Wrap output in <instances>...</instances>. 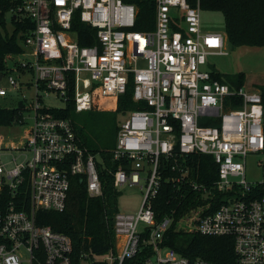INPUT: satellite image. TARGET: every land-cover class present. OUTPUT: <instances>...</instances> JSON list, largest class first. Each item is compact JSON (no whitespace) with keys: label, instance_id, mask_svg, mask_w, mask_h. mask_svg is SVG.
Instances as JSON below:
<instances>
[{"label":"built area","instance_id":"2783aa9c","mask_svg":"<svg viewBox=\"0 0 264 264\" xmlns=\"http://www.w3.org/2000/svg\"><path fill=\"white\" fill-rule=\"evenodd\" d=\"M152 2L154 28L145 31L134 29L136 1L16 0L10 7L33 28L21 32L22 50L6 55L0 71V97L19 98L5 108L16 109L13 118L0 126L31 122L19 141L0 135V154H9L0 159V264H76L72 238L41 224L39 212L64 210L75 177L90 195H101L99 167L107 162L82 144L62 112L70 100L77 112L92 110L96 92L119 97L130 85L146 107L120 123L111 151L118 165L110 172L115 188L143 181V200L135 211L115 212V249L82 252L81 264H221L165 243L173 217L159 219L154 202L168 180L200 195L180 228L232 237L234 264H264V180L247 179L248 156L261 155L264 168L261 92L231 88L210 68L212 56L228 53V41L203 29L200 0ZM77 21L95 28L82 33L91 44H80ZM190 153L213 157L218 177L211 186L180 162Z\"/></svg>","mask_w":264,"mask_h":264},{"label":"trees","instance_id":"16d2710c","mask_svg":"<svg viewBox=\"0 0 264 264\" xmlns=\"http://www.w3.org/2000/svg\"><path fill=\"white\" fill-rule=\"evenodd\" d=\"M16 0H0V71L5 69V57L10 53H19L22 50L20 44L21 32L33 28V21L29 18L18 20L12 16V31H2L6 29L7 14ZM136 1L139 6L137 24L134 29L145 31L154 28V4L152 0H130ZM202 9L219 11L224 16L225 32L229 45L237 46H263L264 45V0H200ZM73 28L79 31V42L81 45L91 44L93 40L83 36V32L93 34L95 28L82 21L73 23ZM217 78L222 82L228 83L231 88H239L245 82L243 72L234 76H226L215 72ZM264 106V84L259 87ZM241 104V103H240ZM117 108L119 113H127L132 109L145 108L143 102L133 99V90L130 85L125 93L119 97L105 98L99 93L94 94L93 109ZM74 109V103L70 100L62 114L70 117ZM16 109L0 108V122L8 124L16 113ZM94 112V111H92ZM110 111L102 110L94 112L101 120ZM109 126L106 129L112 132L114 139L119 126L116 118L110 117ZM75 127V126H74ZM82 135V144L87 149L97 152L95 148L104 142L89 137L85 133V126H79ZM79 134V133H78ZM81 137V136H80ZM93 146L94 148L90 149ZM90 147V148H89ZM104 152V151H101ZM111 154V153H110ZM106 166L99 167L100 179L103 192L101 195L92 196L87 191L83 181L75 177L69 191L66 208L62 211H40L39 222L50 225L56 230L68 234L74 245L76 264H81V253L88 252L93 254H104L115 249V231L113 227V216L118 210V190L114 187L113 176L110 172L118 165L112 161L111 155ZM185 162L190 168L192 178L200 183L211 186L218 177L217 165L213 157L208 154L190 153L182 156L180 162ZM168 174H175L167 172ZM199 193L186 184H179L172 181L162 183L159 194L157 195L154 208L157 217L160 219L166 215L173 217V222L166 232L165 243L175 248L177 251L191 257L201 256L206 259L221 263L234 264V243L233 238L228 236H209L196 232H188L180 228L178 220L196 208L199 203ZM221 193L217 194L220 198ZM219 204V203H218ZM96 264H103L96 262ZM125 264H136L135 260H127Z\"/></svg>","mask_w":264,"mask_h":264},{"label":"rangeland","instance_id":"374dc122","mask_svg":"<svg viewBox=\"0 0 264 264\" xmlns=\"http://www.w3.org/2000/svg\"><path fill=\"white\" fill-rule=\"evenodd\" d=\"M201 4V3H200ZM202 27L205 30L221 31L225 32V21L224 16L219 11H213L209 9H202ZM2 31H12V16L10 13L7 14V25L6 29ZM228 53L226 55H214L210 58V68L222 74L223 78L226 76H234L235 74L243 72L245 74V82L243 86L250 90H259V87L264 84V45L263 46H227ZM6 85V79L0 80V86ZM16 95L13 94L12 97ZM19 98L11 99L9 96L0 97V106L4 108H15L18 106ZM50 104H61L56 99L51 98ZM117 108H105V109H94L77 112L73 110L71 118L74 126L79 131V126H85V133L103 143L98 144L95 148L99 149L96 152V158L98 161L105 158L106 162L110 158L111 151L116 146V137L112 135L109 129L108 120L110 117L116 118V123L119 126L120 123L125 119L124 113L116 111ZM107 110L110 111L108 115H104L101 120L96 121L98 117L94 116V112ZM94 111V112H92ZM126 114V113H125ZM1 121V120H0ZM25 124H17L12 127L0 126V135L5 138L7 142H11V139L19 141L23 138L24 132L28 128L31 121H27ZM2 122H0L1 124ZM79 133V134H78ZM77 133L80 140L82 141V135L80 131ZM81 136V137H80ZM117 136V134H116ZM6 142V143H7ZM91 147V148H90ZM89 148H94L90 146ZM88 148V147H87ZM104 151V152H101ZM93 152V151H92ZM261 155H250L247 158V179L251 181L264 180V168L258 164L261 159ZM0 159L8 160L9 154H0ZM144 185L142 181L140 185H129L128 183L117 187L118 196V210L120 211H135L141 206L145 189L141 186Z\"/></svg>","mask_w":264,"mask_h":264},{"label":"crops","instance_id":"0c3cea01","mask_svg":"<svg viewBox=\"0 0 264 264\" xmlns=\"http://www.w3.org/2000/svg\"><path fill=\"white\" fill-rule=\"evenodd\" d=\"M213 31V30H212ZM219 32H221V31H219ZM225 35H226V37H227V34H226V32H223ZM227 41H228V38H227ZM228 45H229V42H228Z\"/></svg>","mask_w":264,"mask_h":264}]
</instances>
